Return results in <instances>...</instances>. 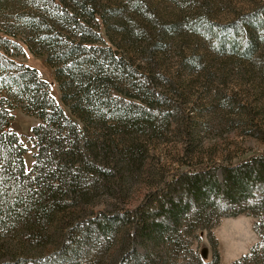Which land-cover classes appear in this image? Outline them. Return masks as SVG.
I'll list each match as a JSON object with an SVG mask.
<instances>
[{
    "label": "trees",
    "instance_id": "1",
    "mask_svg": "<svg viewBox=\"0 0 264 264\" xmlns=\"http://www.w3.org/2000/svg\"><path fill=\"white\" fill-rule=\"evenodd\" d=\"M34 2L57 9L75 38L41 37L50 51L47 62L56 67L59 104L36 70L0 51V68L10 71L6 77L0 71L1 88L6 83L14 87L41 119L29 136L15 134L11 106L0 94V264H220L218 256L205 261L192 242L221 218L240 214L257 219L260 242L232 264H264V153L221 165L222 180L213 167L167 173L137 206L126 207L123 196L131 172L124 170L144 161L133 149L119 148L116 129L143 123L156 133L173 121L184 124L189 146L196 126L161 92L179 89L155 68L152 54L158 44L143 51L152 62L151 74L111 51L93 8L80 5L100 23L99 31L60 0ZM200 27L213 34L217 50L248 60L264 46V5L224 25L202 20ZM120 28L124 40L145 37L136 33V24L123 22ZM1 41L8 42L2 34ZM114 78L138 91L141 100L120 92ZM236 107L238 113L247 112L243 104ZM89 127L101 135L90 138ZM24 142L35 151L29 171ZM103 198L108 202L101 206Z\"/></svg>",
    "mask_w": 264,
    "mask_h": 264
},
{
    "label": "rangeland",
    "instance_id": "2",
    "mask_svg": "<svg viewBox=\"0 0 264 264\" xmlns=\"http://www.w3.org/2000/svg\"><path fill=\"white\" fill-rule=\"evenodd\" d=\"M60 1L66 10L75 11L87 20L93 30L99 31L101 23L111 51L142 71L152 74V62L147 61L148 56L143 51L148 45L158 44L152 54L155 68L179 89L161 92L175 100L196 126L192 130L194 142L189 146L184 138V124L180 126L173 121L156 133L149 130V124L143 123L137 128L116 129L113 136L119 148L133 149L144 161L131 171L124 170L131 174L123 205L137 206L144 194L160 184L167 173L213 167L222 180L221 165L235 164L240 159L264 153V46L260 45L248 60L227 55L212 45L213 34L204 33L200 27L202 20L220 25L229 23L239 14L264 5V0ZM80 5L93 8L100 23L83 13ZM58 12L34 0H0V34L8 40L0 42V51L9 59L36 70L39 78L46 82L54 102L59 104L62 93L56 80V67L47 62L50 51L46 41L41 40L42 36L48 39L53 36L54 41L75 38L73 31L63 25ZM123 22L128 26L136 24V33L143 32L145 37L124 40L120 32ZM0 71L4 77L10 72L5 68ZM114 82L120 86V92L141 100V94L126 82L117 78ZM4 87L0 86V94L8 100L13 115L10 130L27 137L33 127L41 124V119L27 108L14 87L7 83ZM237 104H243L247 112L238 113ZM73 114L80 115L79 112ZM86 133L94 139L102 132L89 127ZM23 146L26 147L25 169L29 171L35 151L25 142ZM126 165L122 168H127ZM100 201L103 206L108 199ZM256 221L248 214L223 217L211 232L195 236L192 249L205 261L218 256L220 264H232L247 256L260 242L255 231Z\"/></svg>",
    "mask_w": 264,
    "mask_h": 264
}]
</instances>
